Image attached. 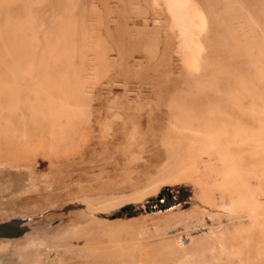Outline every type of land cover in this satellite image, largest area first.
Listing matches in <instances>:
<instances>
[{"label":"rangeland","instance_id":"1","mask_svg":"<svg viewBox=\"0 0 264 264\" xmlns=\"http://www.w3.org/2000/svg\"><path fill=\"white\" fill-rule=\"evenodd\" d=\"M0 264H264V0H0Z\"/></svg>","mask_w":264,"mask_h":264}]
</instances>
